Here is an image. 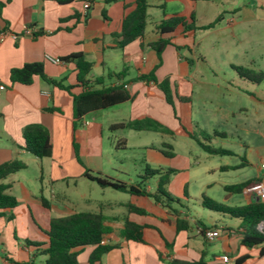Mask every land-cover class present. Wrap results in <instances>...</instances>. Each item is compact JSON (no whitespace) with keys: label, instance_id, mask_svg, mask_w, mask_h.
I'll use <instances>...</instances> for the list:
<instances>
[{"label":"crops","instance_id":"crops-1","mask_svg":"<svg viewBox=\"0 0 264 264\" xmlns=\"http://www.w3.org/2000/svg\"><path fill=\"white\" fill-rule=\"evenodd\" d=\"M86 1H90L91 6L87 16L84 17L83 4ZM149 2L147 22L153 15L159 18H155L149 31V23L147 24L144 38L136 39L123 49L113 47L114 34L121 31L125 15L134 10L135 0H118L111 4H105L104 0H72L71 2L11 0L2 8L0 34L5 32L6 36L0 40V83L5 85V89L0 90V164L20 159L27 164V167L3 180V183L11 184L8 192L18 198L19 204L14 208L0 209V212H4L3 215L0 214V264H46L48 256L42 253L46 246L43 245L37 250L34 246L28 245L27 240L47 243L51 219L78 211H103L108 217L106 225L109 228L104 243L117 244L95 264H174V260L196 261L201 258L211 264H237V259L244 255H248V258L241 264H264V252H262L264 243L253 247L242 243L244 226L240 218L215 211L191 215L188 213L190 209L184 204L181 207L172 203L171 206L177 210L176 213L153 199L136 198L133 200L152 214L129 215L131 220L149 225L145 230L147 243H138L127 241L121 235L128 201L104 203L94 200L85 193L77 201L66 190L56 188L59 182L64 181L68 186L67 179L85 177L86 169L112 177L101 162L104 148L100 140L105 133L110 134L109 138H114L117 151L126 150L130 146L129 139L134 134L131 133L133 130L159 132L164 137L170 136L174 139L184 136L194 140L207 156L214 155L206 152L194 138L185 133L178 118L181 119L183 126L194 131L200 140L201 131L205 130L200 126L199 117L195 114V108L199 106V85L211 83L220 88L222 81L217 83L216 79L212 82L206 80L204 77L207 71L200 70L199 67H191L200 59L203 60L202 56L199 58L195 54L194 46H191L187 39L196 31L176 36L174 43L179 48L168 45L158 55L149 45L160 37L156 25L167 15L170 17L177 12H167L168 0H149ZM104 10L106 16L103 14ZM256 10V5L253 3L234 9L235 12L243 13V21L257 23L259 18ZM192 11L196 12V10ZM234 24L237 22L234 21ZM28 29L32 32L28 33ZM183 47H188L190 56L183 53ZM80 53L92 63V71L88 76L92 81L91 86L99 88L124 84L132 98L105 109L89 112L80 121H76L72 94L65 89L46 81L39 75H35L30 84L14 83L10 79L12 68L22 67L25 63L41 62L47 77L61 81L66 86H72L71 93L78 94L82 91V87L77 82L75 63L66 61L55 63L48 56L63 60L70 55ZM209 72L217 75L213 69H209ZM150 74H153L150 79L139 78ZM96 79H101L103 84L97 85ZM166 79L169 80L172 91L177 88L180 94L191 96V102L180 105L175 103L174 108L166 100L161 88V83ZM224 82L229 83V80L224 79ZM227 89L231 90V88ZM237 91L244 92L241 89ZM252 98L260 99L257 96ZM260 101L264 104V95L258 100ZM51 107L58 110H48ZM245 109V105L239 107L241 111ZM186 113L189 114L188 119L185 118ZM234 113L232 111V115ZM88 116H92L93 120H89ZM146 116L158 121L169 130L113 127L118 123ZM33 123L48 128L53 145L51 156L39 158L24 147V128ZM82 126H85V129L84 133L80 134ZM214 136L226 138L227 134ZM219 137L210 140L209 145L225 148ZM75 139L80 141L79 159L75 153ZM165 143L171 144L172 148L160 150L146 146L145 163L152 168L175 169L166 185L174 196L185 192V187H188L195 177L192 175V170L196 171L195 168L200 163L189 161L186 164L187 161L181 160L174 152L173 144L163 142L164 146ZM225 149L232 150L235 153L233 155L237 156L243 151L240 163H224L206 169L207 172L220 174L203 178L200 187L229 193L225 197L219 194L208 196L228 206L240 207L252 204L257 200L249 192L245 190L238 193L231 192L227 191L226 187L252 183L264 178V167L261 166L256 172L241 171L234 176L230 173L232 170L242 169L252 164V160L248 159L246 150L244 152V150ZM170 151L174 153L172 156L168 155ZM199 157L207 158L204 153ZM242 157H245L247 164L240 166ZM261 162L264 163V155L261 157ZM148 189L153 192L150 182ZM236 194H240V197H234ZM202 197L197 198V203L202 208L208 209L203 206ZM43 198L49 201V206L43 204ZM233 198L236 204H233ZM121 207L125 208V211L118 212ZM176 216L189 220L192 229L176 232L164 222L166 219L174 220ZM201 227L218 230L220 236L208 238L198 232ZM165 241H168L172 247L166 246ZM94 248L95 246L89 245L81 250L78 256L80 264H90L89 257ZM224 256L230 260L225 262L222 259Z\"/></svg>","mask_w":264,"mask_h":264},{"label":"trees","instance_id":"trees-1","mask_svg":"<svg viewBox=\"0 0 264 264\" xmlns=\"http://www.w3.org/2000/svg\"><path fill=\"white\" fill-rule=\"evenodd\" d=\"M11 0H0V12L2 8ZM64 2H71L72 0H62ZM118 0H104L105 4H111ZM201 1V0H191ZM214 1V0H203ZM150 7L149 0H135V8L129 14H126L122 21V28L119 33L114 34L115 43L113 47L123 49L131 42L139 38H144L148 20V8ZM164 7V5L162 6ZM106 16V10L103 11ZM223 18V15H219L214 21L198 26L196 12L192 11L188 17L180 14H172L170 17L161 20L157 25L160 37L149 43V45L160 55L162 51L168 45H175L174 39L178 35H184L188 32H195L199 28L211 29L214 28L219 21ZM177 48L179 46L175 45ZM66 62H74L77 69V82L82 87V91L78 94L71 93L72 86H66L61 81L51 79L46 76L44 72V65L41 62L25 63L22 67L12 68L10 70V79L12 82H18L22 84H30L35 75L41 76L46 81L55 84L56 86L65 89L73 97L74 105V119L80 121L89 112L105 109L116 104H120L132 98L126 85L115 84L109 86H101L95 88L91 86L92 81L88 79V76L92 71V63L85 57L84 54H73L63 59ZM239 77L247 79L253 83L259 84L264 79V70H256L244 65L232 66ZM153 74L143 75L140 79H150ZM97 85L103 84L101 79H96ZM161 88L165 94L166 100L175 108V103H189L191 102V96L180 94L179 90L175 88L172 91L169 80H164L161 83ZM48 110L54 111L57 108H49ZM175 110V109H174ZM180 120V126L183 127L185 133L194 138L200 146L209 154L214 155H233L235 154L230 149L222 147H213L208 144H204L199 140L194 131L189 130L183 126ZM76 127V126H75ZM114 128L128 127L135 130H169L158 121L152 119L149 116L121 122L113 126ZM225 136V133H219L214 131V135ZM207 133L201 131V136L205 138ZM24 147L33 155L44 158L52 155V141L48 128L39 123L29 124L23 131ZM166 147L172 148L171 144L165 143ZM74 148L77 158H80V141L74 140ZM174 153L170 151L168 155L172 156ZM247 160L242 157V163L240 166L246 165ZM27 167V164L20 159H14L0 164V209L14 208L19 204V200L16 196L10 194L8 189L11 187L10 183H3V180L13 173L21 171ZM175 172L173 168H152L146 166L145 174L141 177V180L137 183H128L125 181L117 180L112 177L102 175L101 173H93L91 170L86 169L84 176L101 187H111L117 191L126 192L130 194V199L126 205L127 213L124 216V226L121 230V235L127 241H135L138 243H147L145 230L149 225L140 224L134 220H131L129 215L132 213L138 215H152L146 208L140 206L135 200L136 198L153 199L155 202L161 203L172 211L177 213L171 206L172 203H176L183 207L181 199L173 196L167 189L171 175ZM158 176V183L156 189L151 192L148 189L149 180L152 177ZM250 183L235 184L227 186L226 190L231 192H242ZM202 204L204 207L211 211L228 214L235 218L242 219L244 231L242 243L248 247H253L264 243V236L258 232L256 226L258 222L264 219V202L255 201L252 204L234 207L219 203L212 198L203 195ZM43 204L49 206V201L43 198ZM4 214V212H0ZM178 215V214H177ZM108 217L103 211H78L65 216L54 217L50 221V228L48 232L49 240L43 244L40 242H34L27 240V244L34 246L37 250L43 245L46 247L42 250L43 254L48 256L46 264H80L78 256L81 250L89 245L95 246L94 250L90 254L89 263L95 264L100 262L102 257L117 246V244L104 243V237L109 231L106 222ZM164 222L170 226L174 231L179 232L181 230H190L192 226L189 220L180 216H176L174 220H164ZM204 228V227H203ZM166 242V246L172 247V245ZM264 252V249L262 250ZM248 258V255H244L237 259L236 263L241 264ZM174 264H211L206 262L203 258L196 261H181L174 260Z\"/></svg>","mask_w":264,"mask_h":264},{"label":"rangeland","instance_id":"rangeland-1","mask_svg":"<svg viewBox=\"0 0 264 264\" xmlns=\"http://www.w3.org/2000/svg\"><path fill=\"white\" fill-rule=\"evenodd\" d=\"M168 1L167 12L169 13L177 12L188 16L192 10H196L198 26L208 24L219 15H223V18L214 29L199 28L195 34L192 33L187 37L189 44L195 48V54L199 58L200 56L203 57V60L200 59L191 67H199L200 70L207 71L204 77L206 80L209 79L212 82L216 79L217 83L222 81L220 88L211 83L199 85V106L195 108V114L199 117L200 126H203L207 133L205 138L200 136V141L209 145L210 140L213 141L219 137L214 136V131L225 132L227 134L226 138L219 137L222 146L236 151L244 150L245 152L246 150L248 155L246 156L252 160V164L242 169H234L230 173L237 176L241 171L256 172L262 166L261 157L264 155L261 153L264 152V104L262 101L258 102L264 95V79L261 83L255 84L239 77L232 66L244 65L256 70H264V0ZM251 3L256 5V13L259 18L257 23L243 21V13L234 11L239 6ZM168 17L169 15L166 16V18ZM155 18L159 17H154V15L150 17L148 31L153 25L152 22L156 20ZM234 21L237 24H234ZM182 50L184 54L190 56L188 47H183ZM209 69L215 70L217 75L210 74ZM224 79L229 80V83L224 82ZM225 86L231 88V90H228ZM237 89L244 90V92L240 93ZM250 93L252 97L257 96L260 99L252 98ZM241 105H245L246 109L244 111L239 110ZM232 111L235 112L234 115H232ZM185 116L188 119L189 114L186 113ZM87 118L93 120L92 116ZM84 129L85 126L80 127V134L84 133ZM131 133L134 134L130 136V146L126 150L117 151L113 141L114 138H109V133H105L102 140H100L104 148V156L101 162L106 172L113 178L137 183L145 174L146 146L167 150L163 142H170L175 148L174 152L178 154L181 160H186V164L189 161H198L200 163V165L197 164L199 166L195 168L197 169L196 171L192 170V175L195 177L190 185L185 187V192L174 195L181 199L182 205L184 204L185 207L190 209L188 211L189 214L198 215L207 211L211 213V210L204 209L197 203V198H201L203 194L207 196L219 194V196L222 195L224 197L229 194H225L224 190L220 192V190L216 189H202L200 187L201 180L207 176L220 174L219 172L214 174L206 171L212 166L224 163L239 164L243 151H240L239 156H207L205 152L200 150L194 140L184 136L174 139L170 136L164 137L161 133L154 131L132 130ZM202 153L207 158L199 157ZM149 182L154 191L158 183V176L152 177ZM67 183L69 184L68 186H66L64 181L59 182L56 188L66 190L77 201L80 200L84 193L94 198V200L104 203L126 202L132 199L130 194L126 192L117 191L111 187H100L96 182L83 176L67 179ZM202 192L204 193L202 194ZM234 197H240V194H236ZM232 202L236 204L235 198H233ZM120 211H125V208H119L118 212Z\"/></svg>","mask_w":264,"mask_h":264},{"label":"built area","instance_id":"built-area-1","mask_svg":"<svg viewBox=\"0 0 264 264\" xmlns=\"http://www.w3.org/2000/svg\"><path fill=\"white\" fill-rule=\"evenodd\" d=\"M90 6H91L90 1L84 2V4H83V9H84L83 16L84 17L87 16ZM27 31H28V33L32 32L31 29H28ZM5 36H6L5 32L1 33L0 34V40H3L5 38ZM13 36L15 38H17L16 35H13ZM48 58L55 63H63L64 62V60H62L59 57L48 56ZM3 89H5V85L0 83V90H3ZM262 167H264V163L262 164ZM244 190L249 192L254 197H259V199L264 202V178L253 181ZM256 228H257L258 232L264 236V219H262L258 222ZM198 232L200 234H203L204 236H206L208 238H216V237L220 236V232L218 230H213V229H209L206 227H204V228L201 227L198 230ZM103 242H104V240H103ZM222 259L225 262H228L230 260L227 256L222 257Z\"/></svg>","mask_w":264,"mask_h":264},{"label":"water","instance_id":"water-1","mask_svg":"<svg viewBox=\"0 0 264 264\" xmlns=\"http://www.w3.org/2000/svg\"><path fill=\"white\" fill-rule=\"evenodd\" d=\"M256 200H257V201H260L259 197H256Z\"/></svg>","mask_w":264,"mask_h":264}]
</instances>
